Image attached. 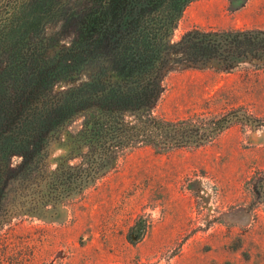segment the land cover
<instances>
[{
  "label": "rangeland",
  "instance_id": "rangeland-1",
  "mask_svg": "<svg viewBox=\"0 0 264 264\" xmlns=\"http://www.w3.org/2000/svg\"><path fill=\"white\" fill-rule=\"evenodd\" d=\"M227 28H264V0H198L176 35ZM163 79L156 114L190 142L98 156L84 186L88 155L51 143L45 176L60 166L64 184L13 189L0 264H264V68L212 60Z\"/></svg>",
  "mask_w": 264,
  "mask_h": 264
},
{
  "label": "trees",
  "instance_id": "trees-1",
  "mask_svg": "<svg viewBox=\"0 0 264 264\" xmlns=\"http://www.w3.org/2000/svg\"><path fill=\"white\" fill-rule=\"evenodd\" d=\"M196 1L0 0V210L40 176L52 189L64 184L60 166L45 176L53 142L68 144L70 157L88 155L79 186L98 156L189 143L183 126L155 111L166 71L212 60L264 68V28L177 36Z\"/></svg>",
  "mask_w": 264,
  "mask_h": 264
}]
</instances>
